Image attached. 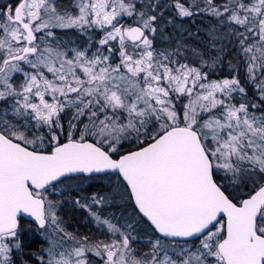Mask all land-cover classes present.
Wrapping results in <instances>:
<instances>
[{
  "label": "snow or ice",
  "instance_id": "obj_1",
  "mask_svg": "<svg viewBox=\"0 0 264 264\" xmlns=\"http://www.w3.org/2000/svg\"><path fill=\"white\" fill-rule=\"evenodd\" d=\"M0 264H264V0H0Z\"/></svg>",
  "mask_w": 264,
  "mask_h": 264
},
{
  "label": "rangeland",
  "instance_id": "obj_2",
  "mask_svg": "<svg viewBox=\"0 0 264 264\" xmlns=\"http://www.w3.org/2000/svg\"><path fill=\"white\" fill-rule=\"evenodd\" d=\"M72 215H75L76 217H78L77 220L73 221L72 220ZM86 214L83 212H78V213H74V214H69L65 216V219L69 221V230H72V224L75 223V225L77 227L80 226V224L83 222V220L85 219ZM89 228H91V225H89ZM81 231H87V229L81 228Z\"/></svg>",
  "mask_w": 264,
  "mask_h": 264
}]
</instances>
